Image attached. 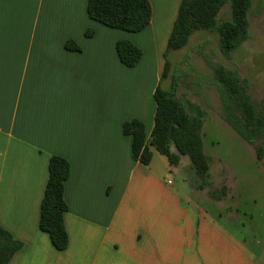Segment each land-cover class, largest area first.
<instances>
[{
  "label": "crops",
  "instance_id": "crops-1",
  "mask_svg": "<svg viewBox=\"0 0 264 264\" xmlns=\"http://www.w3.org/2000/svg\"><path fill=\"white\" fill-rule=\"evenodd\" d=\"M150 2V25L128 32L92 19L88 0H0V225L24 243L8 264H256L181 195L172 178L184 156L176 166L154 148L149 165L132 156L123 125L154 128L182 0ZM121 39L143 49L136 66L121 61ZM53 155L71 165L64 250L40 228Z\"/></svg>",
  "mask_w": 264,
  "mask_h": 264
},
{
  "label": "trees",
  "instance_id": "trees-1",
  "mask_svg": "<svg viewBox=\"0 0 264 264\" xmlns=\"http://www.w3.org/2000/svg\"><path fill=\"white\" fill-rule=\"evenodd\" d=\"M226 5L230 6L231 18L222 19L221 13ZM254 0H182L165 52V68L162 79L169 76L171 61L170 50L184 48L192 34L197 30L209 33L218 32L220 48L225 55H233L249 38L251 13ZM89 16L109 27L128 32L146 29L153 16L150 0H88ZM93 30L87 35L92 36ZM67 47L80 50V46L69 40ZM121 61L136 66L143 57V49L134 42L121 39L117 42ZM214 71L222 101L221 116L237 131L256 152L257 158H264V98L261 102L253 99L251 84L236 68L209 62ZM178 77L173 76L170 88L160 83L155 91L157 103L155 125L149 137L145 124L133 119L126 121L123 131L132 136V156L145 165L153 158V148L165 155L170 164L176 166L181 156H188L200 179L201 189L212 186L210 157L204 150L205 114L195 105L186 104L177 96ZM71 173L68 159L53 155L49 161V179L41 205L40 228L49 233L54 246L59 250L68 247L69 236L65 225L68 204L65 200V182ZM227 187L219 194L212 192L217 199L223 198ZM24 248V243L0 225V264H8L14 254Z\"/></svg>",
  "mask_w": 264,
  "mask_h": 264
},
{
  "label": "rangeland",
  "instance_id": "rangeland-1",
  "mask_svg": "<svg viewBox=\"0 0 264 264\" xmlns=\"http://www.w3.org/2000/svg\"><path fill=\"white\" fill-rule=\"evenodd\" d=\"M249 38L233 55H225L220 48L218 32L195 31L188 44L179 50H170L169 76L162 81L168 88L173 75L178 77L177 96L186 104L204 111V150L210 157L212 186L200 192L194 186L200 179L188 156L182 167L175 170L172 181L185 199L202 204L214 226L223 230L228 240L240 247L256 264H264V158H257L254 147L222 118V101L214 71L209 62L238 69L251 84L255 101L264 98V0H254ZM222 19L231 18L226 5ZM145 60L155 54L147 41L142 42ZM167 162V157L158 153ZM198 177V179H197ZM227 187L223 201L218 203L212 192L219 194Z\"/></svg>",
  "mask_w": 264,
  "mask_h": 264
}]
</instances>
